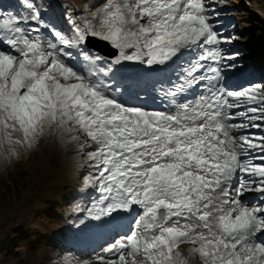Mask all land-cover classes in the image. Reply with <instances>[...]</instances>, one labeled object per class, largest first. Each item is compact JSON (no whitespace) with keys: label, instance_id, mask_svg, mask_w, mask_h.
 Returning <instances> with one entry per match:
<instances>
[{"label":"snow or ice","instance_id":"obj_1","mask_svg":"<svg viewBox=\"0 0 264 264\" xmlns=\"http://www.w3.org/2000/svg\"><path fill=\"white\" fill-rule=\"evenodd\" d=\"M19 2L24 11L0 14V146L18 155L16 145L31 148L53 126L77 133L80 149H93L88 215L132 217L102 251L63 264H188L182 244L202 264H264V85L217 86L218 65L235 56L219 47L230 39L211 0H104L71 36L53 28L51 38L35 0ZM89 38L117 50L114 64L167 66L199 50L164 93L175 110L113 95L111 65L82 48Z\"/></svg>","mask_w":264,"mask_h":264},{"label":"rangeland","instance_id":"obj_2","mask_svg":"<svg viewBox=\"0 0 264 264\" xmlns=\"http://www.w3.org/2000/svg\"><path fill=\"white\" fill-rule=\"evenodd\" d=\"M15 2L16 5L12 4L9 10L17 14L24 9L19 0ZM35 2L41 8L47 30L54 28L71 36L73 21L83 26L104 0ZM209 7L219 14L213 13V23L218 32L221 36L225 33L229 35L231 47L227 50L232 53L228 55L226 50L225 55L237 56V60H242L237 52L250 50L252 54L247 59L264 57V0H211ZM4 11L0 9V14ZM31 26L41 27L36 23ZM42 33L50 37L49 32ZM87 45H91L92 49ZM94 47H102L105 55L98 53ZM82 48L93 58L99 57L96 60L97 67L102 68L104 63L107 67L111 65V71L105 79L113 88L115 78L112 70L121 66L112 63L117 50L98 38H89ZM225 61L228 62L227 59ZM75 62L87 63L80 58ZM262 74V78L253 80L257 81L254 84L264 85V70ZM247 87L244 84L235 85L229 91ZM74 134L77 133L53 126L46 129L31 148L16 145L18 155L11 153L9 145L0 146V264H63L66 259L83 261L114 241L107 238V225L88 215L92 204L89 205V198L98 196L95 191L94 195L86 198L91 190L86 180L94 173L86 153L93 149L81 150L79 142L71 139ZM14 136L21 137L22 134L16 132ZM246 198L251 201L254 194H246ZM26 231L32 235L30 239L29 235H25ZM7 236L13 239L7 241ZM85 239V248L71 247L72 242L79 245L77 241ZM191 247L190 244H182L179 250L187 258L188 264H202L197 254L189 252Z\"/></svg>","mask_w":264,"mask_h":264},{"label":"bare ground","instance_id":"obj_3","mask_svg":"<svg viewBox=\"0 0 264 264\" xmlns=\"http://www.w3.org/2000/svg\"><path fill=\"white\" fill-rule=\"evenodd\" d=\"M22 11H24V10H21V12ZM59 26V25H58ZM222 37H224V38H229V35L228 34H224ZM229 47H231V41L230 42H228V43H222L221 45H220V48L222 49V50H224V52H227L226 50H225V48H229ZM223 51H222V53H223V55L224 56H228L229 54H231L232 52L230 51L229 53H228V55H225L226 53H224ZM235 59H236V61H237V56H235ZM184 60H185V55L181 58V60L180 61H178L177 63H176V65H172L171 63L169 64V65H167V66H162V67H171V66H173V67H176L177 65H179V64H181V63H184ZM263 60V59H262ZM261 62V67H263V69H264V61H260ZM170 75H173V73H170ZM254 79H258V77H252V78H249L246 82H245V85H247L248 87L249 86H251V85H253L255 82H257V81H253ZM233 84H235L234 82H233ZM133 92H135V91H133ZM142 100V99H141ZM137 103H140L139 101H137ZM237 111V110H236ZM237 122V121H236ZM240 134H242V133H240ZM48 236V235H47ZM49 237V236H48ZM45 239V238H44ZM199 261V260H198Z\"/></svg>","mask_w":264,"mask_h":264},{"label":"trees","instance_id":"obj_4","mask_svg":"<svg viewBox=\"0 0 264 264\" xmlns=\"http://www.w3.org/2000/svg\"><path fill=\"white\" fill-rule=\"evenodd\" d=\"M25 235H29L28 236V239H30V237H32V235L28 232V231H26L25 232ZM22 236H24V233H23V235ZM34 238V237H33ZM13 238L11 237V236H7V241H9V240H12ZM39 239V238H38ZM35 240V239H34Z\"/></svg>","mask_w":264,"mask_h":264},{"label":"water","instance_id":"obj_5","mask_svg":"<svg viewBox=\"0 0 264 264\" xmlns=\"http://www.w3.org/2000/svg\"><path fill=\"white\" fill-rule=\"evenodd\" d=\"M97 49H99V50H101L102 52H103V50H102V48L100 47V48H97Z\"/></svg>","mask_w":264,"mask_h":264}]
</instances>
